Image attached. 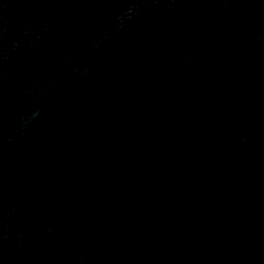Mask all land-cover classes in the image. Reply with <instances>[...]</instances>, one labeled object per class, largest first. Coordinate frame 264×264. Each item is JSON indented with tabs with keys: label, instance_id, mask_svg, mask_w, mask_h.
<instances>
[{
	"label": "water",
	"instance_id": "water-1",
	"mask_svg": "<svg viewBox=\"0 0 264 264\" xmlns=\"http://www.w3.org/2000/svg\"><path fill=\"white\" fill-rule=\"evenodd\" d=\"M0 103L264 137V0H0Z\"/></svg>",
	"mask_w": 264,
	"mask_h": 264
}]
</instances>
